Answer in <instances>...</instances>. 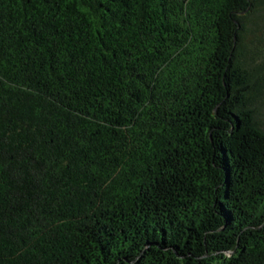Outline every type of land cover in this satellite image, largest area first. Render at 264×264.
Returning a JSON list of instances; mask_svg holds the SVG:
<instances>
[{
	"label": "trees",
	"instance_id": "trees-1",
	"mask_svg": "<svg viewBox=\"0 0 264 264\" xmlns=\"http://www.w3.org/2000/svg\"><path fill=\"white\" fill-rule=\"evenodd\" d=\"M264 0H0V264H264Z\"/></svg>",
	"mask_w": 264,
	"mask_h": 264
},
{
	"label": "rangeland",
	"instance_id": "rangeland-1",
	"mask_svg": "<svg viewBox=\"0 0 264 264\" xmlns=\"http://www.w3.org/2000/svg\"><path fill=\"white\" fill-rule=\"evenodd\" d=\"M252 32L247 38L250 47L258 52L254 60L251 62L250 67L258 66L264 62V25H261ZM258 113L260 117L264 118V93L258 101Z\"/></svg>",
	"mask_w": 264,
	"mask_h": 264
}]
</instances>
